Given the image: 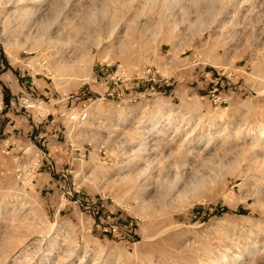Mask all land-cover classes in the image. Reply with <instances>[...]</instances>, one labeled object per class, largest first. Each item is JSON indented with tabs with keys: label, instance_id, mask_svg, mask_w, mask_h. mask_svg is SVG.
Wrapping results in <instances>:
<instances>
[{
	"label": "rangeland",
	"instance_id": "374dc122",
	"mask_svg": "<svg viewBox=\"0 0 264 264\" xmlns=\"http://www.w3.org/2000/svg\"><path fill=\"white\" fill-rule=\"evenodd\" d=\"M3 139L0 264H264V0H0Z\"/></svg>",
	"mask_w": 264,
	"mask_h": 264
},
{
	"label": "built area",
	"instance_id": "2783aa9c",
	"mask_svg": "<svg viewBox=\"0 0 264 264\" xmlns=\"http://www.w3.org/2000/svg\"><path fill=\"white\" fill-rule=\"evenodd\" d=\"M87 119V113L86 112H83L81 113L79 116H78V122H79V125H82ZM20 169H16V172H19Z\"/></svg>",
	"mask_w": 264,
	"mask_h": 264
},
{
	"label": "crops",
	"instance_id": "0c3cea01",
	"mask_svg": "<svg viewBox=\"0 0 264 264\" xmlns=\"http://www.w3.org/2000/svg\"><path fill=\"white\" fill-rule=\"evenodd\" d=\"M11 139H3L2 141L0 140V149H4V150H6L7 151V149H8V147L10 146V145H13V143H11V141H10ZM5 143H8V146L6 147V145H4Z\"/></svg>",
	"mask_w": 264,
	"mask_h": 264
}]
</instances>
